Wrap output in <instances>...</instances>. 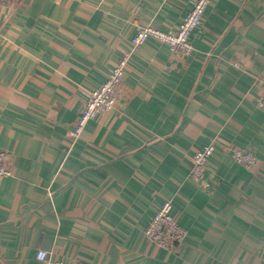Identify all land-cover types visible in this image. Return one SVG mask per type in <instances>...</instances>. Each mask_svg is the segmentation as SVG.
<instances>
[{"label":"crops","instance_id":"0c3cea01","mask_svg":"<svg viewBox=\"0 0 264 264\" xmlns=\"http://www.w3.org/2000/svg\"><path fill=\"white\" fill-rule=\"evenodd\" d=\"M194 0L0 5V264H264V0H212L193 50L149 39L115 110L72 130L139 27L174 31ZM214 143L204 187L192 158ZM229 148L256 157L247 168ZM166 199L187 236L144 230Z\"/></svg>","mask_w":264,"mask_h":264},{"label":"built area","instance_id":"2783aa9c","mask_svg":"<svg viewBox=\"0 0 264 264\" xmlns=\"http://www.w3.org/2000/svg\"><path fill=\"white\" fill-rule=\"evenodd\" d=\"M24 1L0 0V5L15 8ZM211 1L194 0L192 9L174 31L160 30L151 25L139 27L132 39L130 50L119 58L108 79L100 86L94 88L85 101L79 117L73 126V140L80 137L86 124L90 120L96 119L104 112H111L116 109L121 99L122 80L128 60L134 53L140 50L146 41L155 39L160 43H164L168 45L171 53L174 55H188L192 52V34L203 25L206 11ZM257 104L260 108H264V89L258 97ZM215 149L216 145L210 143L201 150H198L192 158V169L189 176L192 180L200 183L204 187H209L210 185L204 177L208 159ZM229 151L237 163L247 168H252L256 164V157L247 150L229 148ZM9 157L10 155L7 151H0V178L11 176V170L8 166ZM144 234L149 241L167 251L175 249L184 241L187 236V231L180 224L173 212L172 200L166 199L159 205L156 213L144 230ZM37 257L39 260L45 261L46 264H80L78 261L55 260L48 257L46 251H39Z\"/></svg>","mask_w":264,"mask_h":264}]
</instances>
